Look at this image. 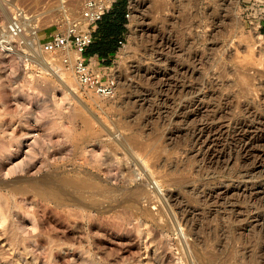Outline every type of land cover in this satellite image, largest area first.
Listing matches in <instances>:
<instances>
[{"label": "rangeland", "instance_id": "1", "mask_svg": "<svg viewBox=\"0 0 264 264\" xmlns=\"http://www.w3.org/2000/svg\"><path fill=\"white\" fill-rule=\"evenodd\" d=\"M74 1L0 0V26L64 33ZM254 1L127 0L112 97L26 37L0 52V264H264Z\"/></svg>", "mask_w": 264, "mask_h": 264}, {"label": "built area", "instance_id": "2", "mask_svg": "<svg viewBox=\"0 0 264 264\" xmlns=\"http://www.w3.org/2000/svg\"><path fill=\"white\" fill-rule=\"evenodd\" d=\"M116 2L117 0H84L80 18L71 23L66 32L57 31L49 34L45 39H40L37 33L38 44L42 51L58 55L63 65L71 68L82 87L104 97H112L116 93V78L108 73V68L102 71L93 68L85 53L93 42V32L98 22ZM251 5L252 11H255V6L259 8V13L251 14L254 17L253 21L256 19L259 21L258 25H253L258 29H264V0H256ZM129 15L128 6L125 17L128 18ZM24 20V14L17 9L10 21L0 26L1 53H12L24 39ZM123 41H119V46L124 45Z\"/></svg>", "mask_w": 264, "mask_h": 264}, {"label": "crops", "instance_id": "3", "mask_svg": "<svg viewBox=\"0 0 264 264\" xmlns=\"http://www.w3.org/2000/svg\"><path fill=\"white\" fill-rule=\"evenodd\" d=\"M118 0L111 11L98 22L93 32V42L85 56L96 70H104L110 64L112 56L119 49V41L125 40L128 3Z\"/></svg>", "mask_w": 264, "mask_h": 264}, {"label": "bare ground", "instance_id": "4", "mask_svg": "<svg viewBox=\"0 0 264 264\" xmlns=\"http://www.w3.org/2000/svg\"><path fill=\"white\" fill-rule=\"evenodd\" d=\"M74 2H73V4H74ZM5 13H6L5 10H3L2 14L4 15ZM23 26L25 28L24 37H26L28 40H32V41H30V43H28V41H27V43L29 44L28 47L30 45L33 46V42H35L34 45H36V47L38 46L37 48L41 50V56H40V59H39L40 60V63L43 64V66L46 67L48 70H50V71H52L54 73H57L58 70L54 66V63L52 61H50V59L47 56H45L46 52L42 51V49L40 48V46L38 44V40H37V28L38 27L34 24V22L32 20L26 18V16H25V20L23 22ZM34 189L35 190L36 189L38 190V187L37 186H34Z\"/></svg>", "mask_w": 264, "mask_h": 264}, {"label": "trees", "instance_id": "5", "mask_svg": "<svg viewBox=\"0 0 264 264\" xmlns=\"http://www.w3.org/2000/svg\"><path fill=\"white\" fill-rule=\"evenodd\" d=\"M117 2H118V0H117ZM123 2H125V0L123 1ZM113 8V7H112ZM111 11V10H110Z\"/></svg>", "mask_w": 264, "mask_h": 264}]
</instances>
